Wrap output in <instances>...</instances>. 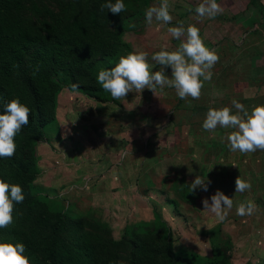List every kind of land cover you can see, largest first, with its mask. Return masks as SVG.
I'll list each match as a JSON object with an SVG mask.
<instances>
[{
	"label": "rangeland",
	"instance_id": "1",
	"mask_svg": "<svg viewBox=\"0 0 264 264\" xmlns=\"http://www.w3.org/2000/svg\"><path fill=\"white\" fill-rule=\"evenodd\" d=\"M22 1L23 18L36 26H40L42 19L53 20L43 12H35L33 4L65 21L95 8L100 19H109L108 23H102L98 35L108 51L114 53L102 61L97 55L92 57L88 60L92 67L87 70L69 65L52 74L58 92L48 112L51 120L32 140V164L24 177L29 191L45 205L50 219L55 221L58 215H65L72 223L80 221L83 231L93 237L106 264H127L132 241L137 237L162 248L158 257L161 264H167L163 251L167 242L171 243L175 255L188 264H264V151L247 154L230 151L226 137L235 129L218 127L215 132H209L202 127L210 108L230 107L235 114L233 99L249 113L254 107L264 105V92L245 94L253 91L247 92L246 84L252 88L262 86L256 77L261 75H253L248 69L245 53L238 50L236 53V46L230 47L228 37L214 40L202 30L207 28L213 32V27L220 26L225 31L237 26L239 22L225 13L229 9L223 4L229 6L230 1L223 0L221 5L217 0L223 12L210 19L200 18L195 12L201 0H169L172 22L164 24L153 19L151 25L146 23L145 11L150 6H159L162 0H123L127 10L117 16L108 9L100 10L101 4L108 0ZM180 21L185 29L189 25L198 27L204 44L216 50L220 57L199 99H181L174 88L157 87L160 97L144 89L115 100L97 83L99 71L114 67L121 56L132 52H147L153 71L159 70L160 66L151 56L162 49L172 51L171 47L175 50L179 46L181 40L173 38L168 29L179 26ZM238 42L239 48L246 43L244 38ZM73 72L94 74L92 83L99 88L93 94L81 88L74 90ZM165 74L171 78L170 67L165 69ZM251 78L253 82L245 83ZM82 85L88 86L91 82L83 80ZM169 99L175 103H165ZM133 106L140 110L136 114L141 116V151L137 153L136 149V155L128 152L133 137L127 134L126 138L118 139L119 145L126 143L127 151L119 149L115 160H110L115 156L113 151L118 150L110 146L114 137L105 141L110 152L99 140L97 148L92 145L95 144L93 133L98 129L95 114L100 111L104 113L100 114L101 121L112 116L109 123L121 121L128 126L132 115L127 109ZM123 112L124 115H119ZM77 119H88L86 122L91 126L86 131L84 127L78 128L81 133L78 136L73 134L78 131ZM155 131L169 133L167 140L177 144L159 151L154 147ZM171 155L175 156L173 161ZM197 175L211 183L207 192L198 189L192 195L187 184ZM238 176L251 182L250 190L235 193ZM5 182L16 184L14 179L7 178ZM217 190L233 199V208L223 222L202 206V200H210ZM248 200L255 203V212L251 216L237 215L239 203Z\"/></svg>",
	"mask_w": 264,
	"mask_h": 264
},
{
	"label": "trees",
	"instance_id": "2",
	"mask_svg": "<svg viewBox=\"0 0 264 264\" xmlns=\"http://www.w3.org/2000/svg\"><path fill=\"white\" fill-rule=\"evenodd\" d=\"M23 7L22 0H0V114L12 99H19L31 110L29 123L15 137V155L0 158V179L16 180L24 195L22 203L14 204L13 223L0 228V242L23 243L31 264H106L82 223H72L65 215L52 221L45 205L29 191L24 177L32 164V140L51 120L48 112L58 92L52 82L53 72L69 65L87 70L92 67L88 61L92 57L97 55L102 61L113 56L98 35L102 23L109 19H100L93 8L65 21L33 4L35 12H43L53 20L42 19L36 26L23 18ZM94 78L88 72H73V85L93 94L99 88L92 83ZM83 80L91 85H82ZM132 242L127 264H161V247L149 245L140 237ZM163 251L167 264H188L175 255L171 243L167 242Z\"/></svg>",
	"mask_w": 264,
	"mask_h": 264
},
{
	"label": "clouds",
	"instance_id": "3",
	"mask_svg": "<svg viewBox=\"0 0 264 264\" xmlns=\"http://www.w3.org/2000/svg\"><path fill=\"white\" fill-rule=\"evenodd\" d=\"M108 9L112 14H120L127 10L123 0H111L101 4L100 10ZM169 0H162L159 6H150L145 11V20L151 25L153 19L164 24H170L173 17L170 15ZM191 11V9H189ZM200 18H215L223 12L217 0H201L195 7ZM179 26L170 27L168 32L176 40H181L179 46L172 51L160 50L151 56V60L160 66L153 71L149 63L148 53L144 51L132 52L121 56L114 67L99 71L97 83L102 89L111 94L115 100L125 98L129 92H142L144 89L156 93L157 87L174 88L179 98L199 99L205 82H210L213 76L212 68L219 61L216 50L209 49L200 36V30L195 25L187 29L183 22ZM170 67L172 76L165 74ZM75 90L77 85L72 86ZM236 109L210 108L203 121L202 127L209 132L220 128L235 129L227 135L230 151L251 153L257 150L264 151V105L254 107L249 113L243 104L232 100ZM30 108L22 104L19 99H12L4 105L0 114V158H11L16 152L15 137L23 126L29 123ZM67 135V133H66ZM235 166V165H233ZM211 183L206 177L197 175L188 185V193L196 195V191L207 192ZM251 189V182L238 176L235 180V193H243ZM24 200L23 189L18 184H9L0 179V228H7L13 223L14 204ZM203 209L214 214L223 222L233 208V199L222 191L217 190L214 195L202 200ZM256 210L253 201L241 202L236 213L239 216H251ZM0 264H31L30 258L25 254L23 243L0 242Z\"/></svg>",
	"mask_w": 264,
	"mask_h": 264
},
{
	"label": "crops",
	"instance_id": "4",
	"mask_svg": "<svg viewBox=\"0 0 264 264\" xmlns=\"http://www.w3.org/2000/svg\"><path fill=\"white\" fill-rule=\"evenodd\" d=\"M230 1V5L227 6V4H223L224 2H226L224 0H218V2L222 5H224L225 8H228L229 10H226V14L229 17L235 18L239 23H237V26H235L234 28L231 27L230 30H228V28L224 29L225 31H223L221 29L220 26L218 27H213V32L208 31L207 28H203L202 30L206 33L208 32L209 35H211L212 39H217V40H222L226 37H228L230 39V47L232 48L233 45H235V49H236V53H245V60L247 61V64H249L248 66L252 72L251 74L253 75H261V76H256L257 80L260 81L262 83V86L260 87H256L253 85V88L248 86V84H246V90L248 91H252L251 93H245L246 95H251L254 91L255 92H264V0H229ZM235 3V6L232 4ZM229 13H228V12ZM223 16V14L221 15ZM241 38H244L246 43L244 46H242L241 48H239V42L238 40H240ZM239 46V47H238ZM173 50L174 48L171 47ZM230 48V50H231ZM240 49V50H239ZM237 50L239 52H237ZM220 65V62H219ZM218 69V68H217ZM216 69V70H217ZM259 69V70H257ZM215 70V69H214ZM216 70L214 71V73L216 74ZM255 70V71H254ZM257 70V71H256ZM252 79V80H251ZM248 82L245 83H250L254 81V78H251ZM258 90V91H257ZM151 93H153L151 91ZM78 94V93H77ZM155 95H158V97H160L161 95H159L157 92L155 93ZM138 97V96H137ZM165 103L167 104H172L175 103L174 99H169L168 102L166 101ZM133 109V110H132ZM128 113L132 115V119H130V121L128 122V126L127 123H121V121H119V119H117V121L115 124H112L111 122L109 123V119H111L112 116H108V119L106 121H101V117L102 115L100 114H104L100 111H97L94 117V122H97L98 124V129L96 131H94V138H95V144L92 145H97V141H101V143L103 145H105L106 147V151L109 150L108 148L111 146L113 149H118L116 151H113V159L110 160H115L116 156L118 155V151L119 149L121 150L122 148H124V152L127 151L125 144L123 145V142L121 145H119V138H126L127 134H131V136L133 137V141H131V149L128 150V152L130 153H134L133 155H136V149H137V153L140 150V145H141V125H140V121L139 119H141L138 114H136L138 111V109H136V106L133 107H129L127 109ZM88 111V110H87ZM125 112V110H124ZM123 113H119V115H124ZM83 120V119H82ZM88 119L83 120V121H79V119H77L76 121V127L78 131H76L73 134L75 135H79L81 134L79 129H86L91 127L90 126V122H86ZM101 121V122H100ZM85 122V123H84ZM79 128V129H78ZM128 128V129H127ZM81 129V130H82ZM128 130V132L126 131ZM89 131H87V135H89ZM74 135V137H75ZM128 135V136H129ZM156 136V144L154 145L155 148L160 150L163 149H169L173 146H175L174 144H177V142H172L171 140H167L169 137V133H164L163 131H155L154 134H152ZM83 136V135H82ZM112 137L115 138L113 143H110L111 145L109 146V143L107 144V140H110ZM137 139V140H136ZM106 141V142H105ZM100 144V143H99ZM97 148V147H96ZM110 152V150H109ZM108 154V153H107ZM106 156V155H105ZM110 157V155H109ZM105 158V157H104ZM104 158L100 159L103 160ZM171 161L174 160L175 156L173 157L171 155ZM105 160V159H104ZM77 174V172H76Z\"/></svg>",
	"mask_w": 264,
	"mask_h": 264
}]
</instances>
